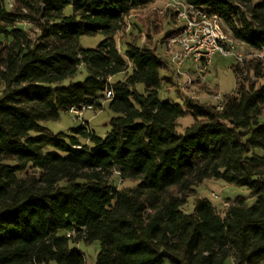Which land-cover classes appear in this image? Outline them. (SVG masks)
<instances>
[{
    "label": "trees",
    "instance_id": "16d2710c",
    "mask_svg": "<svg viewBox=\"0 0 264 264\" xmlns=\"http://www.w3.org/2000/svg\"><path fill=\"white\" fill-rule=\"evenodd\" d=\"M155 1L0 0V264H85L75 245L92 242L94 264H264V68L247 56L235 63L221 110L178 89L181 104L161 101L172 70L149 34L141 43L139 26L127 29ZM183 1L264 49V0ZM166 10L161 21L174 20ZM147 14L156 23V9ZM97 35L96 48L81 47ZM79 69L82 82L61 85ZM104 103L103 138L85 121L68 134L42 125ZM187 114L193 122L179 134ZM210 180L245 188L253 205L237 198L220 211L195 197Z\"/></svg>",
    "mask_w": 264,
    "mask_h": 264
},
{
    "label": "rangeland",
    "instance_id": "374dc122",
    "mask_svg": "<svg viewBox=\"0 0 264 264\" xmlns=\"http://www.w3.org/2000/svg\"><path fill=\"white\" fill-rule=\"evenodd\" d=\"M260 0H252V4H257ZM167 0H156L154 4L145 9H140L135 14L131 16L128 22L131 24L127 29L131 30L134 29L133 24H137L140 28V33L137 32L135 28L133 30L134 33L140 36V42L145 43L147 40L146 35L149 34V46L151 48H156L158 52L162 55V48L160 47L163 44L165 38L168 36V32L174 29L175 26V19L168 20V21H161L162 17L166 16V9L164 6L166 5ZM149 9H156V23H151L153 18H149L146 12ZM70 10H67V13ZM24 28H28L29 25L24 24L22 25ZM131 27V28H130ZM135 34V35H136ZM102 41V36L97 35L95 37H81L80 38V45L84 49H94L96 48L99 43ZM236 50L244 56L250 55L253 51L247 47L246 45L236 42L235 44ZM164 57L168 62L167 56ZM235 61L233 58H222L220 56H216L213 59L212 66L210 67L205 80L207 81L209 88L215 90L220 95H226L232 93L236 88V81L235 75L233 72V65ZM189 65H187L188 67ZM168 68L171 69L172 67L169 66ZM189 68V67H188ZM175 71V70H173ZM172 71V80L170 82H164L161 86V89L158 92V97L161 101H168L172 103L181 104V99L177 94V89L180 90L178 86H176V80L174 79L175 72ZM87 73L84 69H79L77 74L70 79H65L61 85L68 86L70 83H77L82 82ZM161 76L163 77H170L167 72L162 71ZM120 77L116 76L113 78V82L118 80ZM252 81L254 80L251 79ZM240 82L237 81V84ZM200 85V84H199ZM203 85V84H201ZM1 89V86H0ZM139 91H143L142 86H138ZM202 91H204V95H208L206 93L207 88L200 87ZM209 89V90H210ZM181 91V90H180ZM186 97H198L199 101H207L208 98L201 97V94L195 93L193 90H189L188 92H182ZM187 93V94H185ZM112 116L111 112L108 110L107 105L104 103L102 108H97L94 110H87L84 113L83 123L86 120L89 124L91 131L100 138L106 136V134L110 130V126L107 124L110 117ZM193 120L190 115H185L180 118L177 123V132L179 134H183L184 129L192 124ZM261 124H264V116L259 119ZM42 125L47 128L51 133L58 134H68L72 129L77 128V124L72 121V116L68 113H61L57 121H49L44 122ZM132 182H125L123 183L124 186H131ZM195 197H199L200 199H207L214 207L218 208L220 211H224V209L228 206V204L234 202L237 198H242L245 200L247 206H251L254 203V200L250 197L249 192L243 187H235L233 185L225 184L219 180H210L205 181L201 185L196 187ZM195 197H190L185 208L186 212L192 211L193 200ZM75 247L83 254L85 264H94L97 254L100 250V246L98 242H92L89 244L85 243H78ZM225 264H233L232 258H227Z\"/></svg>",
    "mask_w": 264,
    "mask_h": 264
},
{
    "label": "built area",
    "instance_id": "2783aa9c",
    "mask_svg": "<svg viewBox=\"0 0 264 264\" xmlns=\"http://www.w3.org/2000/svg\"><path fill=\"white\" fill-rule=\"evenodd\" d=\"M168 7L175 12V32L165 38L161 48L162 56H167L168 62L175 70L176 86L184 91L188 90L189 83L183 82L182 72L179 71L185 64L192 68L198 83L203 85L216 56L233 58L235 63L242 67L245 56L236 50L237 41L229 31L225 30L220 17L187 4L183 0H167L164 9ZM252 51L247 58L260 63L264 68V49ZM110 97L111 91L105 90L104 99ZM206 98L216 102L217 110L222 109L223 98L218 92L208 94ZM192 99L198 100V97ZM87 110H92V106L71 107L68 109V114L72 116V121L79 125L83 124L84 113Z\"/></svg>",
    "mask_w": 264,
    "mask_h": 264
},
{
    "label": "crops",
    "instance_id": "0c3cea01",
    "mask_svg": "<svg viewBox=\"0 0 264 264\" xmlns=\"http://www.w3.org/2000/svg\"><path fill=\"white\" fill-rule=\"evenodd\" d=\"M160 47H161V46H160ZM168 63H169V62H168ZM169 66H171L170 63H169ZM171 67H172V66H171ZM188 67H189V68H188ZM188 67H187V64L182 65V66L180 67V70H179V71L182 72L181 77H182L183 82H184V83H189V84H188V88H189V90L191 89V90L195 91V93L197 92V93L201 94V97H206V95H204V92L200 89V87H202V86H201V84L199 85L197 79L195 78V75L193 74L192 68H191L190 66H188ZM171 70L173 71L174 68L172 67ZM173 72H175V71H173ZM173 76H174V75H173ZM204 86L209 87V85H208V83H207L206 80H205V82H204ZM180 90H181L182 92H186V91H184L183 89H180ZM187 92H188V90H187ZM185 94H187V93H185ZM85 122L88 124V122H87L86 120H85ZM88 126H89V124H88ZM89 128H90V127H89Z\"/></svg>",
    "mask_w": 264,
    "mask_h": 264
}]
</instances>
